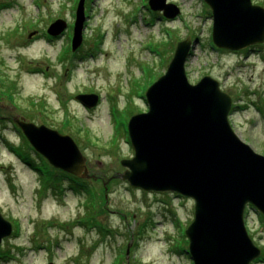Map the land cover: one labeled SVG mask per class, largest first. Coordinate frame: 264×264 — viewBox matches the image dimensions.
Here are the masks:
<instances>
[{
  "label": "rangeland",
  "instance_id": "rangeland-1",
  "mask_svg": "<svg viewBox=\"0 0 264 264\" xmlns=\"http://www.w3.org/2000/svg\"><path fill=\"white\" fill-rule=\"evenodd\" d=\"M167 1L180 9L173 18L150 10L147 0H85L75 62L63 57L77 0H0V80L12 93L7 100L0 91V212L13 228L0 244V264H192L184 230L193 201L131 187L118 175L119 161L133 155L129 117L146 110L147 86L186 36L197 39L185 63L188 81L206 74L217 79L232 97L233 130L264 154V43L248 52L216 49L203 0ZM251 1L264 7V0ZM57 19L66 29L50 37L45 29ZM79 94L97 100L84 106ZM12 117L70 135L86 157V173L100 179L74 189L38 157ZM38 136L32 133L33 140ZM22 146L28 159L17 153ZM39 159L60 191L34 168ZM113 175L105 202L102 178ZM244 222L264 253V217L248 205ZM253 262L264 264V257Z\"/></svg>",
  "mask_w": 264,
  "mask_h": 264
},
{
  "label": "water",
  "instance_id": "water-1",
  "mask_svg": "<svg viewBox=\"0 0 264 264\" xmlns=\"http://www.w3.org/2000/svg\"><path fill=\"white\" fill-rule=\"evenodd\" d=\"M203 1L217 48L238 51L264 43V7L251 0ZM83 4L79 0L75 11L72 50L82 39ZM148 5L167 18L179 14L166 0H148ZM65 28L66 22L57 19L47 32L56 36ZM193 46L190 36L177 41L165 71L146 88L147 110L127 123L133 157L120 160L125 169L119 176L133 187L193 200V219L185 229L193 264H250L261 250L247 233L244 209L249 204L264 216V155L235 134L228 119L232 98L217 79L206 74L194 84L188 81L185 63ZM76 98L84 106L97 100L93 94ZM15 121L51 164L87 176L86 158L69 135ZM35 132L38 141L32 139ZM11 230L0 214V242Z\"/></svg>",
  "mask_w": 264,
  "mask_h": 264
},
{
  "label": "trees",
  "instance_id": "trees-1",
  "mask_svg": "<svg viewBox=\"0 0 264 264\" xmlns=\"http://www.w3.org/2000/svg\"><path fill=\"white\" fill-rule=\"evenodd\" d=\"M73 56H74V58H76V53H74L73 54ZM2 84H3V82L0 80V91H2L1 89L3 88L2 87ZM5 91H7L6 89H5ZM7 94H8V96L9 97H11L12 96V93L10 92V91H7L6 92ZM80 128V127H79ZM23 137V136H22ZM24 138V137H23ZM24 147L22 146L21 148H19L18 150H17V153L20 155V156H22V157H25V158H27L28 159V156H27V152H26V150L25 149H23ZM25 148H26V146H25ZM38 155V154H37ZM38 157L39 158H41V160L43 159L41 156H39L38 155ZM40 159H39V161L35 164V169H37L38 171H40L41 173H43L44 174V176H45V178H43V180H45V181H47V183L48 184H50V185H53V186H55L57 189H58V186H57V184L55 183L56 182V177H54V180H53V178H52V176H53V174L52 173H50V172H47V171H45V164L41 161ZM47 167V166H46ZM61 172V171H60ZM65 177H69V183H70V185H72V187L74 188V189H76V190H78L79 188H84L85 190H87L88 189V187H87V183L85 182V181H82V179H79V178H77V177H74V176H72V175H70V174H66V173H64V172H61ZM111 179H113V177L111 178ZM83 185V186H82ZM56 190V189H55ZM54 190V191H55ZM102 190H103V187H102Z\"/></svg>",
  "mask_w": 264,
  "mask_h": 264
},
{
  "label": "flooded vegetation",
  "instance_id": "flooded-vegetation-1",
  "mask_svg": "<svg viewBox=\"0 0 264 264\" xmlns=\"http://www.w3.org/2000/svg\"><path fill=\"white\" fill-rule=\"evenodd\" d=\"M255 47H256V45H252V46L248 47L247 49H245V50H243V51H244V52H248V51H252V50L255 51ZM5 117H8V116H5ZM12 119H13V117H12Z\"/></svg>",
  "mask_w": 264,
  "mask_h": 264
},
{
  "label": "bare ground",
  "instance_id": "bare-ground-1",
  "mask_svg": "<svg viewBox=\"0 0 264 264\" xmlns=\"http://www.w3.org/2000/svg\"><path fill=\"white\" fill-rule=\"evenodd\" d=\"M191 41H192V44H194V45H195V43H196L197 39H196V38H191Z\"/></svg>",
  "mask_w": 264,
  "mask_h": 264
}]
</instances>
